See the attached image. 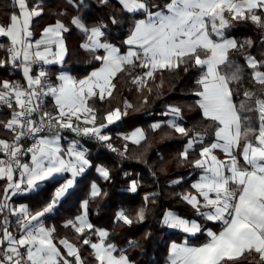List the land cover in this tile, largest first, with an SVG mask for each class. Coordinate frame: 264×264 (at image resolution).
Returning a JSON list of instances; mask_svg holds the SVG:
<instances>
[{
    "label": "snow or ice",
    "instance_id": "6c2138e0",
    "mask_svg": "<svg viewBox=\"0 0 264 264\" xmlns=\"http://www.w3.org/2000/svg\"><path fill=\"white\" fill-rule=\"evenodd\" d=\"M73 3L78 10L84 9L70 21L83 36L80 48L100 64L79 80L61 72L53 81L46 68L64 62V34L69 26L56 19L33 40L31 26L43 15L45 0H11L14 11L6 24H0V39L6 41L0 43L4 51L0 68L11 67L20 77L0 80V110L8 113L0 119V264H85L82 246L91 249L94 264H133L123 249L109 242V232L89 219L90 201L107 195L96 182L90 185L89 199L82 201L80 213L63 225L73 232L72 240L57 239L55 227L46 226L45 218L93 166L81 139L100 143L121 157L128 151V143L123 151L113 147L104 130L133 105L125 100L123 110L108 111L104 122L97 123L92 102L113 97L114 81L121 73L131 78L137 92L147 90L151 96L155 90L159 97L162 74L180 68L200 73L193 94L207 126L203 131L187 129L179 122L183 109L167 105L162 115L171 118L150 128L155 132L166 126L186 138L179 160L199 169L200 175L179 197L198 216L220 222L222 229L208 230L207 242L199 246L173 243L170 264H237L253 253L257 264H264V60L246 54L244 66L234 62L231 54L251 48L253 41L240 42L226 35L236 23H251L264 31V0H167L163 6L155 0H98L101 7H113L107 21L87 20L88 5L69 0ZM122 21H130L123 40L126 52L108 39L109 26H121ZM246 75L252 88L241 92ZM148 102L145 96L141 103ZM65 132L76 137L67 147L62 144L67 140ZM122 139L140 146L147 137L137 128ZM197 148L198 157L190 160ZM217 150L225 159L218 158ZM96 172L103 180H111L108 168L96 166ZM49 184L56 187L35 210L13 202L20 194L38 195ZM137 187L133 180L128 190L135 193ZM144 200L145 206L134 217L118 210L116 222L142 223L147 204L155 203L149 196ZM161 223L190 235L202 231L195 220L171 211L164 213Z\"/></svg>",
    "mask_w": 264,
    "mask_h": 264
},
{
    "label": "trees",
    "instance_id": "16d2710c",
    "mask_svg": "<svg viewBox=\"0 0 264 264\" xmlns=\"http://www.w3.org/2000/svg\"><path fill=\"white\" fill-rule=\"evenodd\" d=\"M31 2V0H30ZM88 5L87 20L107 21L108 14L113 11L112 6L101 7L98 0H83ZM167 0H155V3L163 6ZM114 3V0H113ZM14 9L11 0H0V24H6ZM83 14L84 9L78 10L75 4H69V0H45V11L42 16L35 18L32 23L34 37L40 35L42 29L55 22L62 20L70 31L65 33L67 53L62 65L46 66L50 73V79L55 81L56 76L67 70L77 78L85 77L90 70L99 66V62L83 49L80 44L83 42L82 34L70 25L72 17ZM63 13V15H60ZM119 15V13L117 14ZM123 22L121 26H109L108 39L125 52L127 46L123 40L128 34V24ZM236 40L243 42L246 39L253 41L251 48H244L231 54V59L245 65L244 56L251 54L258 60H264V31L257 29L251 23H236L226 32ZM0 43H6L0 39ZM4 57V51L0 50V58ZM137 72L140 70L137 69ZM199 71L190 69L187 73L180 68L175 73L165 71L162 74L163 85L160 89L162 95L157 97L155 90L149 96L147 90L143 93L137 92L135 86L131 84L130 77L124 73L119 74L115 79L116 89L114 95L104 101L95 99L92 103L97 110V123L104 122L102 117L117 107L124 109V101L127 100L133 105L127 110V115L121 120L109 125L104 131L110 135L113 147L123 151L125 143H128V151L124 157L118 152H113L109 148L95 141L81 139L82 144L89 151V159L92 167L78 178L74 188L57 208L45 218L48 227H55V237L57 239L68 237L73 239V232L65 228L64 223L74 218L80 213L82 201L89 199V188L96 182L102 193L107 195L89 203V219L96 228L109 232V242L114 243L118 249H123L133 264H166L168 248L171 241H180L183 237L191 245H199L205 242L208 237L205 232L207 227L218 230L220 223L207 221L198 216L195 210L181 201L179 194L190 190L192 181L198 175V169H194L190 163L179 160V152L186 144V138L174 134L166 126L157 131H152L150 125L156 122H163L169 116L162 115L166 111L167 105H178L183 109L182 118L179 122L189 130L203 131L207 122L203 120L201 112L196 105L198 97L193 94L196 88V80L199 78ZM20 78L18 73L11 67L0 68V80H14ZM161 75L157 74L156 83H159ZM248 76L244 78V88L251 89L248 83ZM145 96L149 97L147 104H142ZM239 97L236 102H239ZM48 109L51 110V101ZM7 110H0V119H6ZM141 127L145 132L147 140L140 146L131 144L122 139L134 129ZM69 136L72 133L65 132ZM212 137H206L210 140ZM199 148L190 154V160L198 157ZM96 166H104L110 170L111 180L105 181L98 176ZM137 181L138 187L135 193L130 192L129 184ZM179 180L176 184L173 181ZM56 184H49L44 187L39 194H20L14 198V203H25L32 210L38 208L42 202L47 201ZM149 196L155 203L146 206V218L142 223H135L125 226L117 223L115 214L118 210L124 209L129 216L134 217L136 211L145 206L144 197ZM171 209L178 214L196 218L201 223L202 231L188 236L187 234L168 229L161 223L164 212ZM95 242L96 237H92ZM91 249L82 246L81 255L85 264H94V259L90 255ZM256 254L246 255L237 261V264H257Z\"/></svg>",
    "mask_w": 264,
    "mask_h": 264
},
{
    "label": "crops",
    "instance_id": "0c3cea01",
    "mask_svg": "<svg viewBox=\"0 0 264 264\" xmlns=\"http://www.w3.org/2000/svg\"><path fill=\"white\" fill-rule=\"evenodd\" d=\"M53 24V23H52ZM50 25V24H49ZM48 26V25H47ZM31 30H32V27H31ZM32 32H33V40H35V39H38L39 38V36H37V37H34V31L32 30ZM42 32V31H41ZM41 34V33H40ZM230 38H233V37H231V36H229ZM66 43V42H65ZM67 47V46H66ZM126 51H127V49H126ZM125 51V52H126ZM66 56V55H65ZM53 65H58V66H60V65H62V64H53ZM100 67V64H99V66H97L96 68H94V69H92V70H90L89 71V73L86 75V76H88L93 70H95V69H97V68H99ZM61 72H65V73H68V74H70L71 76H73L75 79H77V80H79V79H82V78H77V77H75L73 74H71L69 71H67V70H62ZM60 72V73H61ZM85 76V77H86ZM84 78V77H83ZM169 119H170V117H169ZM139 129H142L141 127H138ZM137 129V128H136ZM136 129H134V130H136ZM133 130V131H134ZM133 131H131L129 134H131ZM106 133V132H105ZM107 134V133H106ZM64 136H66L67 137V140H63L62 141V144L64 145V147H67V144H68V141L69 140H71V139H74V138H76V137H74V134H71L70 136L68 135V134H64ZM82 143V142H81ZM217 156H218V158L219 159H225V156H224V154L222 153V152H219L218 150H217V152L215 153ZM199 175H200V170L198 169V175H197V177L192 181V183L193 182H195L198 178H199ZM15 204H25V203H15ZM26 205V204H25ZM166 211H171V212H174V213H176V214H178L177 212H175V211H173V210H171V209H167ZM165 211V212H166ZM164 212V213H165ZM180 217H182V218H186V219H189V220H195L197 223H199L200 225H201V223H200V221L198 220V219H196V218H188V217H185V216H182V215H180V214H178ZM214 223H220V222H214ZM220 225H221V227L218 229V230H214V228L213 227H207L206 229H205V232L207 233V231L208 230H212V231H214V232H219L221 229H222V224L220 223ZM168 229H170V228H168ZM171 230H176V231H180V230H178V229H171ZM182 232V231H181ZM184 233V232H183ZM186 234V233H185ZM197 234V233H196ZM188 236H193V235H190V234H187ZM208 240V239H207ZM207 240L205 241V242H207ZM205 242H203V243H205ZM173 243H176V244H188L189 246H199V245H202L203 243H201V244H199V245H191V244H189L188 243V241H187V238L186 237H183L182 238V240H180V241H171L170 242V244H169V248H168V254H167V261H166V264H170V260H169V250H170V246L173 244ZM118 254V253H117Z\"/></svg>",
    "mask_w": 264,
    "mask_h": 264
},
{
    "label": "rangeland",
    "instance_id": "374dc122",
    "mask_svg": "<svg viewBox=\"0 0 264 264\" xmlns=\"http://www.w3.org/2000/svg\"><path fill=\"white\" fill-rule=\"evenodd\" d=\"M170 117V116H169ZM171 118V117H170Z\"/></svg>",
    "mask_w": 264,
    "mask_h": 264
}]
</instances>
